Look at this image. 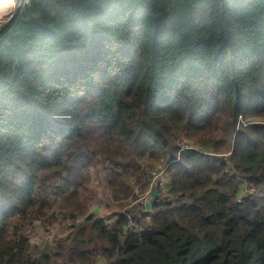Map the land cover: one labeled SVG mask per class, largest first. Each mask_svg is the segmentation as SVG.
Instances as JSON below:
<instances>
[{
    "label": "trees",
    "instance_id": "obj_1",
    "mask_svg": "<svg viewBox=\"0 0 264 264\" xmlns=\"http://www.w3.org/2000/svg\"><path fill=\"white\" fill-rule=\"evenodd\" d=\"M250 117H264V0H29L0 27V264H264ZM166 166L153 213L88 215L91 175L134 203ZM239 180L260 194L239 199ZM51 196L83 220L41 249L26 231L56 221Z\"/></svg>",
    "mask_w": 264,
    "mask_h": 264
},
{
    "label": "rangeland",
    "instance_id": "obj_2",
    "mask_svg": "<svg viewBox=\"0 0 264 264\" xmlns=\"http://www.w3.org/2000/svg\"><path fill=\"white\" fill-rule=\"evenodd\" d=\"M17 11V8H8L5 11H3V16L0 15V27L9 23L15 12ZM225 109L220 113L219 116H216L213 118L211 123L209 124V131L208 133L216 132L219 134V128L221 130H224L226 128V124L224 122L230 118V104L226 101L224 102ZM264 123V117L256 118V117H250L248 119H240L238 123V128L242 127H248L253 124L258 123ZM250 128V127H248ZM238 131V130H237ZM184 143H182L183 145ZM192 146V145H191ZM190 147V146H183V148ZM182 148V149H183ZM223 156H220L222 158ZM219 158V159H220ZM221 160V159H220ZM93 173V172H92ZM96 178L95 175H91V182H90V188L89 191L84 192L83 195L89 197L91 199V205H90V211L88 213L89 216H93L95 219H104L109 224H112L113 221H115L116 217L115 214L117 212L126 211L130 215L134 212V206L139 203L140 205H143L144 211L146 210V204L150 201L152 195V190L160 189L164 193L166 192V185H167V171L166 167L163 169V167H158L156 169H153L149 173V177L151 179V184L153 187L151 191H149L145 197L140 199L138 202L132 203L134 201V198H129L128 200H123L118 203H115L110 191L105 186V180L104 175L100 173L97 175ZM161 180L164 181V188L156 187ZM103 181V183H101ZM239 187H240V194L239 199H243L247 196H254L257 193L255 188L251 185L247 184L244 181L239 180ZM155 192V191H154ZM158 193V191H157ZM135 194H139V192H135ZM51 201L55 205L56 210V221L52 225H47L46 223H35L34 226L31 229H28L26 231V234L28 238L30 239L31 243L34 245L40 246L41 249L45 248V246H52L54 239L62 238L69 232L68 228L72 225H80L82 223L83 218H79L77 221H72L69 218H64V198L63 197H52ZM122 206H124L122 208ZM122 210V211H121ZM149 213H153L151 210ZM99 264H104L103 262H99Z\"/></svg>",
    "mask_w": 264,
    "mask_h": 264
},
{
    "label": "built area",
    "instance_id": "obj_3",
    "mask_svg": "<svg viewBox=\"0 0 264 264\" xmlns=\"http://www.w3.org/2000/svg\"><path fill=\"white\" fill-rule=\"evenodd\" d=\"M1 1L2 0H0V2ZM28 2H29V0H12L10 6L7 7V9L8 8H17V9H19L21 7H24L26 4H28ZM167 170H168V166H166V171ZM158 186L161 187V188H164V181L161 180V182L158 185H156V187H158ZM152 188L153 187H150V191H151Z\"/></svg>",
    "mask_w": 264,
    "mask_h": 264
},
{
    "label": "water",
    "instance_id": "obj_4",
    "mask_svg": "<svg viewBox=\"0 0 264 264\" xmlns=\"http://www.w3.org/2000/svg\"><path fill=\"white\" fill-rule=\"evenodd\" d=\"M157 197H158L157 191L153 192L150 201L146 204V210H147V212H150L151 211L152 206L154 204V201L157 199Z\"/></svg>",
    "mask_w": 264,
    "mask_h": 264
},
{
    "label": "bare ground",
    "instance_id": "obj_5",
    "mask_svg": "<svg viewBox=\"0 0 264 264\" xmlns=\"http://www.w3.org/2000/svg\"><path fill=\"white\" fill-rule=\"evenodd\" d=\"M12 0H2L0 2V15L3 16V11H5L7 9V7L10 6Z\"/></svg>",
    "mask_w": 264,
    "mask_h": 264
}]
</instances>
